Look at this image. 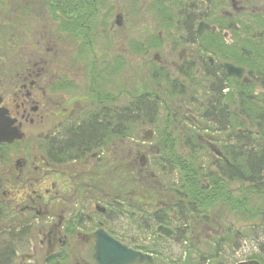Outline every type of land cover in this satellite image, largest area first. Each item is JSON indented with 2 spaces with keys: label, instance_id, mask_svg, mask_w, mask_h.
<instances>
[{
  "label": "flooded vegetation",
  "instance_id": "flooded-vegetation-1",
  "mask_svg": "<svg viewBox=\"0 0 264 264\" xmlns=\"http://www.w3.org/2000/svg\"><path fill=\"white\" fill-rule=\"evenodd\" d=\"M33 3V8H39L23 6L20 11L26 14L19 18L27 19L44 10L50 23L37 18L35 27L21 26L33 33L34 45H15L10 62L0 64V110L5 111L11 128L23 134L20 140L0 142V264H98V241L109 247L115 241L151 257L133 264H155L160 255L158 244L175 237L187 244L185 237L197 223L193 219L192 195L177 191L176 197L162 202L159 191L153 194L157 201H150L151 196L145 193V169L140 166L142 155L135 148L131 155L128 102L120 109L115 104L117 96L109 92L94 95L99 90L90 85L86 96L67 95L75 81L72 76L80 74L71 72L74 70L65 57L76 56L80 62L70 64L83 72L88 62H93L89 71L99 67L108 71L112 15H104L102 1L91 0L95 15L87 16L75 0H62L64 10L54 21L56 17L45 8V2ZM167 5L177 10L176 33L166 42L157 33L144 40L140 50L148 54L162 45L170 47L177 59L168 63L162 53H155L150 60L152 69L165 71L170 67L181 75L187 87L184 83L180 89L186 88L188 96L193 94L190 86L194 77L200 76L208 84V102L220 104L222 131L230 128L231 120L234 129L241 130L237 126L241 120L242 89H248L245 98L264 101V78L251 72L252 68L264 67V0H152L145 9L166 26L172 23ZM120 20L117 14L116 27L121 26ZM200 24L212 30L202 27L198 31ZM17 38L15 34L16 43ZM60 57L63 62L56 61ZM54 61L61 63L57 64L59 71L64 69L59 76L50 71ZM235 69H242L243 74H228V70ZM174 88L175 83L173 93L183 96V91L179 89L178 93ZM154 97L162 105L159 96ZM163 104L169 119L172 111L166 102ZM90 127L99 132L96 140L88 147L75 142L76 136ZM146 135L147 131L143 142L149 139ZM166 135L175 142L168 147L182 158L173 134L168 130ZM198 139L219 163H227L224 149L214 143L221 142L222 136ZM157 141L159 152L162 139ZM177 174L181 180L182 172L178 170ZM236 183L240 185L233 182ZM248 198L251 207L262 206L256 209L262 227L264 192ZM158 227L168 229L170 235ZM147 240L152 249L143 248ZM249 261L254 260L239 262Z\"/></svg>",
  "mask_w": 264,
  "mask_h": 264
},
{
  "label": "rangeland",
  "instance_id": "rangeland-1",
  "mask_svg": "<svg viewBox=\"0 0 264 264\" xmlns=\"http://www.w3.org/2000/svg\"><path fill=\"white\" fill-rule=\"evenodd\" d=\"M34 1L39 0H0V64L10 62L15 45L24 46L22 42L28 43V47L34 45L33 33L29 29H21V26L31 25L35 27L39 21L37 18L50 23V20L46 19L48 16L45 15L48 14L44 10L42 13L30 14L33 12L32 10L39 8L38 6L33 8L32 5H36L33 3ZM41 1L45 2L46 9H48L47 5H51V0ZM98 1H102L104 15L106 17L112 15L109 21L114 25L112 31L113 45L107 56L108 71H101L99 67L95 69V72H90L89 62L85 72H83V69L73 66L80 62L76 56L65 57L68 65L74 70L71 72L75 75L80 74L78 77L72 76L75 81L72 83V90L68 91L67 95H71V97L86 96L87 88L90 85L92 88L99 89L103 94L109 92L117 96L115 104L120 109L126 102L130 108L131 103L134 102L133 98L140 93H152L159 96L162 105L158 104L152 110L144 107L138 121L131 122L128 120L131 155L134 156L135 148L143 157L142 163H140L142 165L138 163L137 167L140 165L145 169V193L151 196L150 201H157L155 192L159 191L162 195V202L171 196L176 197L181 185L180 176L177 174L178 170L173 166L171 167L172 164L166 160V153L163 150L159 152L156 150L155 143L160 139L162 130L166 127L167 115L164 102L170 106L172 111L173 116L168 119V130L178 143L179 152L201 173H217L218 168L221 167L222 169L223 165L204 144L198 141V138L203 139L207 135L222 136L221 142H214L216 146L222 151L223 149L224 151L234 149L239 158L242 159L250 153L255 155V153L264 152V143L254 139L255 130L250 128V121H244V127L241 126L242 130L236 131L235 126L231 125L229 129H226V132L222 131L221 123L223 120L217 116L216 112H212V108L217 107V105L214 102H208L206 92L208 84L201 81L200 76L194 77L193 83H191L190 89L193 91L191 96L187 95L186 88L182 89L183 96H176L173 93L174 83L177 86L174 91L178 93L181 84L185 83L187 87L185 78L177 75L170 67L165 71H154L150 62L155 53H162L161 56L165 57L168 63L171 60L175 61L176 55H173L170 47L162 45L159 50L150 49L148 54H143L142 49L140 50L143 41L154 37L157 33H161L162 42L173 37L176 33L175 15L177 12L174 6L167 5L172 23L164 26L154 13L145 9V6L150 4L152 0ZM184 1L182 0V2ZM25 2L31 3L26 4ZM23 6H28V8L32 6L27 19L19 18L20 15L26 14L20 11ZM117 14L121 15L120 27L115 25ZM57 20V18L54 19V21ZM52 25L55 27V23ZM256 31H258V36L261 35L259 30L256 29ZM15 34L18 37V43L14 40ZM60 60L63 62V57L56 61ZM56 61H54L50 71L52 74L58 73L59 76L64 69L59 71L61 67L57 64H61V61ZM94 75H97L98 78L95 76V79ZM170 77L176 80L173 81ZM154 96L152 95L149 100H153ZM209 118H213L214 121H208ZM247 126L250 131H244ZM149 130L153 131L152 137L143 142V134ZM256 182L259 183L260 189L264 192V177ZM230 188L235 190V194L242 195L245 193V195L253 198L256 196V189L248 183L241 185L231 183ZM146 198L148 199V197ZM247 216V214L231 212L227 207H222L220 212L216 214L217 219H214L211 214H207L208 220L203 222L200 216L193 213V219L197 223L194 224L193 231L191 230L189 235L185 237L187 244H182L176 237L158 244L160 255L155 264H236L253 254L259 256L263 260L261 264H264V228L261 227L257 219L252 221ZM144 233L147 236L149 232ZM143 248L152 249L150 241L147 240Z\"/></svg>",
  "mask_w": 264,
  "mask_h": 264
},
{
  "label": "trees",
  "instance_id": "trees-1",
  "mask_svg": "<svg viewBox=\"0 0 264 264\" xmlns=\"http://www.w3.org/2000/svg\"><path fill=\"white\" fill-rule=\"evenodd\" d=\"M61 1L62 0H51V5H47L50 13L56 18L62 13V10H64L63 5L60 4ZM75 1L77 5L80 6L82 14L86 12L85 14L87 16L95 15V6L91 4V0ZM258 50L263 53L261 48H258ZM259 52L257 53L259 54ZM92 63L93 62H90V67ZM90 72H95V70ZM251 72L258 76H263L264 78V67L262 66L252 68ZM95 76L98 78L97 75H94V78ZM180 91L183 90L180 89ZM93 94L105 95L100 90ZM242 94L243 100L240 106L241 120L237 127H244V121H250V128L252 127L255 130L254 139L264 143V101L256 102L245 98V95H248L247 87L242 89ZM150 98L152 97L145 93H140L133 98L134 102L131 103L130 108L128 109L129 120L131 122L138 121L142 108L146 107L148 110H152L154 106H158V103L156 102L158 100H156L155 97L153 100H149ZM216 105L218 107L220 104L216 103ZM217 107H213L212 112H216V114H218L217 116H219L221 110L219 111ZM120 120L122 121L121 118ZM168 121L167 118L166 127L161 133L160 139H162V142L160 146L166 153V160L172 164H170L171 167L173 166L182 172V179L180 181L181 185L178 190L192 195L193 213L200 216L203 219V222H206L208 220L207 214H211L214 219H217L216 214L219 212V208L227 207L231 212L242 213L244 215L247 214V217H249L250 220L257 219V210L261 209L262 206L251 207L248 198L249 196L245 195V193L240 196L235 195L232 188H230V184H233L235 181H238L241 184L248 183L251 187L254 186V189H256L255 193L261 194L263 190L260 189L259 183L256 181L262 179V173L264 172V152L255 153V155L250 153L242 159L239 158L238 153L234 151V149L231 151H227L226 149V151H224V157L227 163L222 164V169L219 167L217 173H201L197 167H194V165L186 161L187 159L185 157H178V151L170 148L171 146L173 147L175 142L166 135L169 128ZM208 121H214V119L209 118ZM227 122L228 120L226 119V124ZM230 125L233 126V120H231ZM250 128L247 126L244 131H250ZM98 134L99 132L97 129L90 127L85 132L78 134L75 138V142L81 143L83 147H88L96 140ZM114 137L116 138L117 136L114 135ZM157 142L159 144V141H156V144ZM204 179H206L207 182L205 184H208L207 188H205L204 183L202 184L204 187L201 188V181ZM181 210L182 209H180L179 212ZM262 227L264 228V224ZM246 259L255 260L260 264L263 263V260L255 254Z\"/></svg>",
  "mask_w": 264,
  "mask_h": 264
},
{
  "label": "water",
  "instance_id": "water-1",
  "mask_svg": "<svg viewBox=\"0 0 264 264\" xmlns=\"http://www.w3.org/2000/svg\"><path fill=\"white\" fill-rule=\"evenodd\" d=\"M202 27H206L207 29L212 30V28H209L207 25L200 24L198 27V31H201ZM228 74L230 75L236 74L240 76L243 74V70L242 69L228 70ZM150 134L151 131L150 130L147 131V135L145 136V138L146 139L149 138ZM22 137L23 134L20 133L16 128H11L10 122H8L7 118L5 117V111L0 110V142L10 143L13 142L14 140L22 139ZM158 230H162V232L165 235H170L171 232L163 227H158ZM95 256L98 264H133V263H141L144 262L145 260H151L150 256L143 255L139 252H134L130 249H127L124 246L119 245L115 241L113 243V246L110 247L106 245L104 242L100 243L98 241L95 247ZM238 264H258V263L255 261H249V262H241Z\"/></svg>",
  "mask_w": 264,
  "mask_h": 264
}]
</instances>
